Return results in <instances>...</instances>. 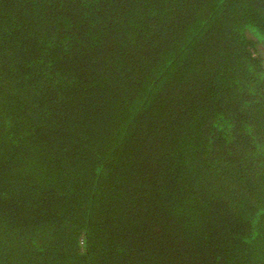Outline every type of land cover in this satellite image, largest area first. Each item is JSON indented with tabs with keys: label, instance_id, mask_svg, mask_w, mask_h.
Returning a JSON list of instances; mask_svg holds the SVG:
<instances>
[{
	"label": "trees",
	"instance_id": "16d2710c",
	"mask_svg": "<svg viewBox=\"0 0 264 264\" xmlns=\"http://www.w3.org/2000/svg\"><path fill=\"white\" fill-rule=\"evenodd\" d=\"M0 264H264V0H0Z\"/></svg>",
	"mask_w": 264,
	"mask_h": 264
}]
</instances>
